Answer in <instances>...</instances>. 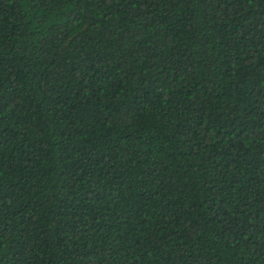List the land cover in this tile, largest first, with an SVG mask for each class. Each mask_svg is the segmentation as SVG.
Here are the masks:
<instances>
[{"label":"trees","instance_id":"1","mask_svg":"<svg viewBox=\"0 0 264 264\" xmlns=\"http://www.w3.org/2000/svg\"><path fill=\"white\" fill-rule=\"evenodd\" d=\"M0 264H264V0H0Z\"/></svg>","mask_w":264,"mask_h":264}]
</instances>
